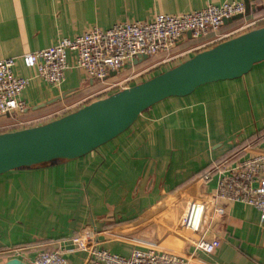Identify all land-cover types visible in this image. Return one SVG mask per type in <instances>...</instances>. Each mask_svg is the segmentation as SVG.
I'll list each match as a JSON object with an SVG mask.
<instances>
[{
	"label": "crops",
	"instance_id": "1",
	"mask_svg": "<svg viewBox=\"0 0 264 264\" xmlns=\"http://www.w3.org/2000/svg\"><path fill=\"white\" fill-rule=\"evenodd\" d=\"M222 1L0 0V59L15 57L13 74L29 77L20 93L24 110L0 116V126L33 119L38 120L31 126L38 125L117 90L93 95L100 83L77 68L66 71L59 87H50L21 64L19 55L92 26L106 29L120 21L185 13ZM239 1L248 5L247 18L264 15L259 0ZM228 23L221 30L234 26ZM198 42L187 40L175 49ZM157 56L161 54L123 69L150 67ZM9 130L14 129L2 131ZM263 151L264 60L240 77L152 104L88 153L1 173L0 264L8 259L2 253L7 248L22 249L17 257L26 262L34 250L52 249L84 227L93 229L97 246L121 256L151 245L182 255L190 264H264V219L248 205L219 200L222 215L203 211L202 240L216 242L208 252L174 229L185 209V194L199 198L214 193L216 172L202 182L204 171ZM64 258L66 264H94L83 251H68Z\"/></svg>",
	"mask_w": 264,
	"mask_h": 264
},
{
	"label": "built area",
	"instance_id": "2",
	"mask_svg": "<svg viewBox=\"0 0 264 264\" xmlns=\"http://www.w3.org/2000/svg\"><path fill=\"white\" fill-rule=\"evenodd\" d=\"M264 6V0H259ZM244 3L239 0L222 1L219 4L208 3L204 7L185 13H156L143 21H120L106 29L95 26L70 38H61L54 43L31 52L19 55L18 60L33 69L34 76L50 87H59L65 80V73L71 68L80 69L94 82L104 85L93 95H99L109 89H119L129 78L113 80L125 66L139 56L161 58L154 66L180 59L206 49L222 40L243 31L255 28L264 21V15L252 18L244 17ZM233 15H241V21L221 30L223 20ZM189 33V37H186ZM198 40L194 45L174 51L180 43ZM15 57L0 59V116L22 112L24 101L21 91L28 85L29 77L13 74ZM151 66V67H154ZM147 70V69H144ZM144 70L137 72L140 74ZM114 72V75H110ZM78 103L73 104L76 106ZM72 107V106H70ZM66 109H69L67 107ZM38 119L13 120L0 126V132L6 129L29 127ZM216 172L214 193L202 197L184 195L185 209L180 223L174 228L184 233L190 243L203 251H210L216 242L205 243L201 235V219L196 228L199 209H212L216 215L224 213V203L239 202L253 207L258 212V219H264V151L251 153L238 159L232 165H215L204 171L199 179L207 182ZM203 214V212H202ZM22 249L7 248L3 255L7 258L17 257ZM83 251L94 264H190L177 253H166L154 247L132 249L127 256L111 253L96 245L93 229L82 228L78 233L59 240L52 249L38 248L33 251L27 264H66L64 254L68 251ZM18 258V257H17Z\"/></svg>",
	"mask_w": 264,
	"mask_h": 264
},
{
	"label": "water",
	"instance_id": "3",
	"mask_svg": "<svg viewBox=\"0 0 264 264\" xmlns=\"http://www.w3.org/2000/svg\"><path fill=\"white\" fill-rule=\"evenodd\" d=\"M244 14L248 5L244 3ZM233 15L223 24L240 19ZM189 37V33H186ZM147 59L139 56L132 65ZM264 60V25L222 40L140 82L87 102L44 123L0 132V174L54 159H71L112 139L152 104L198 86L242 76ZM114 75V72H110ZM199 209L196 228L202 216ZM1 264H27L17 257Z\"/></svg>",
	"mask_w": 264,
	"mask_h": 264
},
{
	"label": "rangeland",
	"instance_id": "4",
	"mask_svg": "<svg viewBox=\"0 0 264 264\" xmlns=\"http://www.w3.org/2000/svg\"><path fill=\"white\" fill-rule=\"evenodd\" d=\"M174 51H177V49H175ZM188 57L189 56H187V58ZM160 58H161V56H157V57H155L154 59H152L150 61L159 60ZM171 62L172 61L160 64V65H157V66H154V64H152V66H154V67H151V66L150 67H146V68L143 67L141 69L139 67L135 68L134 70H132V69H122V71L119 74H117L116 78L113 79V80H121L122 78L127 76L129 79L126 80L124 83H121L120 86H122V85H132V84L140 82L143 79H146V78H148V77H150V76H152V75H154V74H156V73H158V72H160V71H162L164 69H167L171 65ZM177 62L178 61H176L173 65H175ZM166 65H167V67H166ZM144 69H147V70H144ZM141 70H144V71L141 72L140 74H136L137 72H140ZM129 83H132V84H129ZM104 85L100 84V88L103 87ZM100 88H98L97 90H100ZM113 90H115V89L106 90L105 92L100 93L99 96L100 95H106L107 93H109V92H111ZM56 160H64V159H54V160L48 161L46 163H49V162L53 163V162H56Z\"/></svg>",
	"mask_w": 264,
	"mask_h": 264
},
{
	"label": "trees",
	"instance_id": "5",
	"mask_svg": "<svg viewBox=\"0 0 264 264\" xmlns=\"http://www.w3.org/2000/svg\"><path fill=\"white\" fill-rule=\"evenodd\" d=\"M247 14H248V13H247ZM247 14H246V15H247ZM246 15H245L244 17H246ZM241 19H242V18L237 19V20H234V21H231V22H229L228 24H226L225 26H228V25H236V24H238V23L241 21ZM262 25H264V24L259 23L257 27L262 26ZM241 33H242V32H241ZM43 163H46V162H43ZM43 163H39V164H43ZM35 165H38V164H35ZM31 166H34V165H31Z\"/></svg>",
	"mask_w": 264,
	"mask_h": 264
}]
</instances>
